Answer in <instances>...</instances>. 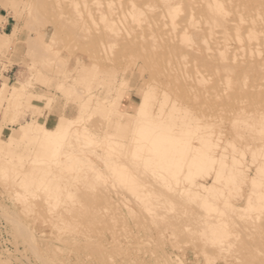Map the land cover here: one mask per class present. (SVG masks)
<instances>
[{"label": "rangeland", "instance_id": "1", "mask_svg": "<svg viewBox=\"0 0 264 264\" xmlns=\"http://www.w3.org/2000/svg\"><path fill=\"white\" fill-rule=\"evenodd\" d=\"M66 1L67 0H0V31L7 32L5 34H2V36H0V264H7V263L8 264H168V263L169 264H195V263L196 264H224V263L225 264L226 263L227 264L229 263L230 264H235V263L244 264L247 262H248L247 264H264V231H263L264 230V207H262L264 206L262 205V203L264 204V200H263L264 199V195H263L264 194V190H263L264 189V176L261 175V173L259 172L257 173V171H259V167H262V165H264L263 164L264 163L263 162L264 161V148H263L264 147V133H263L264 125H262L264 124V94H263L264 88H261V86L259 87L258 85L257 86L259 87V89L257 88L256 84H259V81L254 82L255 80H257V78L254 80L252 77V73L249 70L245 72L247 73L246 74L247 78H245L246 80L243 79L245 83L243 82L242 78H240L238 75L236 79V74H235L234 75L235 77L232 76L230 78V81H229L230 85H229L228 83L229 79L223 78L225 77L223 73L221 75V76L224 75L223 77L221 78L218 77L221 71L223 70H221V66H220L221 64L218 65L219 67L218 69V67L216 66L218 61L216 59L215 61H213L214 60L213 57H212V64L215 65L217 69L215 67L211 69V67H213L211 66V63H210L211 61H208L209 63L208 62H205V64L203 63L204 65L200 64L202 67L198 65L196 67V63L198 64V62H200V60H197L198 58L196 57V54H195L199 50V49L198 50L196 49L197 43L194 40H192L193 42H189L190 44L188 43L185 44L186 42L183 41L185 37L184 35H186L184 33H188L190 29L184 32L185 30L182 27H180L181 23L179 21L176 24H174V30L173 28L172 29L170 28L172 30L171 31L169 29L170 26H168L170 25V22L168 21L170 20L171 17L169 16L168 18V15H167V12L169 11V8L171 6L179 7L180 9L178 8L177 13L182 12L181 14H183V11H186L185 7H192L191 5L196 3V15H195L197 16L196 21L198 20L197 18L202 15V13L208 12L209 10H211V8L214 5L216 6L217 4H218L217 5L218 7L219 6H223V7L226 6L229 8L232 7L229 9V11H225L227 14L229 13L230 15L232 12H234L236 16L239 13V15L241 14L243 17H246L250 11V14H251V15L249 14L250 16L252 15L254 16L253 14L254 12L258 13L259 14L258 16H260V14L264 12L263 11L264 9L263 8L261 9V7L264 6V0H126V1L125 0H100V1L97 0L98 2H100L99 7H98L99 4H97L98 2L96 0H92V1L91 0H78V1L74 0L76 1L75 4L74 3L71 4L70 0H68V2ZM127 1H130V2H127ZM255 8L261 9L262 12H260L258 9L255 10ZM100 9L102 12L99 11V13H97V11ZM124 11L125 12L129 11V12L125 13ZM199 13L201 14L199 15ZM104 14L108 15L110 19L108 17L106 18ZM234 14H232L231 16L236 17ZM110 15H112V17ZM113 17L114 18L116 17V18L114 19ZM174 17L175 16H173L172 18ZM257 17L255 16L256 20L253 17L255 21H253V19L252 21L255 24L258 23V25L259 24L261 25V23L257 21ZM236 18H238V16ZM262 18H260V21L264 20V17ZM7 19H9V24L7 25V28H3L2 23H4ZM174 19L177 21V19H179V16L177 17V19L176 18ZM197 23H199L200 25V21ZM262 24L264 23L262 22ZM254 27L252 26L251 28H254ZM256 27H257V30H260L258 29L259 28L258 26ZM2 28L3 30H1ZM179 28L183 30L181 31ZM177 29L179 30L177 31ZM170 31L172 32L171 36H170ZM176 32H179V33H176ZM179 35L180 36L182 35L184 37L181 36L180 38ZM166 36H168L169 38ZM193 38L196 39L195 37ZM180 41L181 42L183 41V42L181 43ZM166 44L168 45L167 46L168 49L165 46ZM180 52L184 53L185 55L181 54ZM175 63L177 64L176 66H175ZM209 66L210 68H208ZM198 67L204 70L203 71L197 70ZM182 68L184 70L183 74H182ZM206 68L208 70L211 69L210 71L214 72L213 73L214 75L210 73L209 71H208V74L210 73V75L208 76L205 75L204 73H205V70H207ZM163 70L165 71L164 73H163ZM215 70L218 71V74H217L218 76L215 74ZM197 71L200 73L203 72L202 75L204 77H208V79L207 78L204 80L202 79L201 81L202 84L200 85L201 83L200 82L198 86H196L197 85L196 80H195L196 76L194 77ZM248 71L250 72V75ZM238 74L240 73L238 72ZM190 75H191V78H190ZM248 75L251 76L252 81ZM192 76L194 79L192 78ZM214 78L215 79L217 78L218 80L217 79L215 80ZM172 79H174V81ZM177 80L179 82L178 85H177ZM222 80H226V83H223V85L220 84L222 83ZM214 82H217V83L215 84ZM173 84L176 86H174ZM191 84H192V87L190 88ZM214 84L215 85L218 84L219 86L217 85L215 88ZM243 84L245 86H243ZM262 84L263 83H261V85ZM207 85H211L210 86L211 88L205 87ZM173 86L174 88L171 92L170 87L172 89ZM187 86H189L188 88L190 90L187 88ZM225 86L228 88L226 89ZM248 86H250V88ZM178 87L181 89H178ZM193 87H195L196 89ZM219 87L221 90H219ZM251 87L253 89H251ZM262 87L264 86L262 85ZM199 88H201L202 90ZM217 88H218V91L220 92L217 91ZM246 88L247 89L249 88V89L247 90ZM211 89L213 90V92ZM229 89H230V92L227 93ZM199 90H200V93H199ZM222 90L223 92H221ZM209 91H211L212 94ZM246 91H249L250 94H248ZM190 92H192L193 96L194 95L195 96L194 97L190 96L191 94ZM204 92H205V95H203ZM254 92L255 94H253ZM185 93H186L185 95L186 97L184 96ZM226 93L228 94V96ZM201 95L203 96L202 98H201ZM241 95L242 97H240ZM260 99H262L263 101H261ZM144 100H146L147 102L148 101L151 102V106L149 107H151V113L154 114L155 116L154 118L156 119L160 118L159 120H163L167 122L170 119L169 122L173 123L174 125L171 123H167V124H170L173 126V128L175 129L174 133L178 134V131H179L178 129L182 128L183 125H186L187 122L190 123L191 121H194L195 124L191 122V125H193V127L196 128V125L198 124L195 121H198V119H196L198 117L203 119L201 120L199 118L201 121L200 120L198 121L199 123L198 127L204 121L205 123L207 122L208 124L213 123L211 124L212 126L209 124V127H208L209 132L207 130L208 125L206 124L205 125L203 124V126L201 125L202 127L205 126L206 128L205 127L202 128L204 129V131L201 128H198V130L201 131V132L198 131V134L200 135L202 134V132H204V135L205 134H206L205 136L209 135L211 140L215 143L214 155L217 158V161L215 162L216 163L215 167L217 168H215V170H213L210 173V175L206 176L204 179V182H207V183L214 181L213 189L217 197L214 196L216 199L214 198L211 201L210 195L209 196L207 195L209 191H207L208 189H206L207 191L206 198L210 200L209 202H211L212 206H215L214 207L215 209L213 207H210L211 205L209 204L206 198H205V201L203 202L204 199L202 198V195L204 197L205 191L201 190L200 189L201 187L200 188L196 187L198 186L196 184H195L196 186H194L193 184L192 186L188 182L186 181L183 182L182 180L181 182H179L180 181L179 175L181 174L178 175L177 180L175 178L168 176V179L170 180V185L169 186H167V184L165 185L166 183L165 181L167 180V179L165 180V178L167 177L164 176V173L166 174V172L162 171L161 173L163 175L162 177L159 178V176L161 175L160 172L158 171L152 172V170L148 167L150 164L153 163V160L151 161L147 154H144L143 156L142 155L143 152L142 154L138 152L139 150H138L137 145H136L137 148L134 151V147H135L134 140H132L133 138L131 137H132V134H134L133 128H135V126L134 127L132 126L133 124L134 125L137 124L135 117L137 116L138 109L141 107L140 103ZM201 100L203 102V103L201 102L202 104L199 103ZM221 100H223L224 102ZM231 100H232L231 105L230 106L227 105V104H230ZM247 100H250V101L248 102ZM257 102H259L261 104L260 106L262 107H260L259 103L257 104ZM145 103H146L145 101L144 103H141L142 107H143V104L145 105ZM205 103L208 106L205 105ZM215 103H217V105ZM219 103H221V105ZM248 103L251 105H249ZM209 104L210 105L212 104L210 106V109H209ZM213 104H215L216 106ZM147 105H150V104L148 103ZM218 106H223V107H218ZM189 107H192L193 109L190 108L191 109L190 110ZM238 107H240V109H242L243 111H241L240 109H236ZM180 108L181 109L183 108V109L181 110ZM195 108L198 109L197 113H196ZM229 108H231L232 112ZM228 109L230 110V113ZM251 109L254 111L251 112ZM199 111L201 112V114H198L200 113ZM233 111L234 112L236 111L235 112L236 115L234 114ZM202 112H203V117H202ZM238 112H241V115ZM244 113H246V117ZM162 114H163V117L161 116ZM181 114L182 116L180 117ZM206 114H209V115H208V118L205 119V117H207L205 116ZM217 116H220V117L217 118ZM232 116L234 117L236 121L232 118ZM215 118L217 119L215 120ZM237 118H241L242 120L241 119L237 120ZM248 118H250L251 120H249ZM67 119H69V121ZM245 119L247 120L248 123H246ZM259 119H261L260 122H257L259 121ZM66 120L68 122H66ZM172 120L174 122H172ZM27 122H30L32 125L28 126ZM242 122L245 125L250 124L251 126L248 125L245 127V125ZM255 122L258 123L257 125H259L260 123V125L257 126ZM44 124L49 127L47 131H45ZM63 124L67 125V134L64 137L63 145L61 146V149H60V152L61 151L62 152L58 157V162L55 163V161L52 160L53 155L51 153V149L53 145H52L51 140L58 136L60 127ZM164 124H166V122ZM176 127L177 128L180 127V128L177 129ZM254 130L255 131L257 130V131L255 132ZM241 133H243L244 135ZM120 134L122 136H120ZM199 135H196V138ZM246 136H248L249 138L247 139ZM261 136H262V139H260ZM252 138H253V141L251 140ZM235 140L238 142H236ZM192 141L196 146L200 145L198 138L193 139ZM129 144H131V146H129ZM229 145H230V148H229ZM110 148L112 149L111 151H110ZM235 148H236V152H235ZM116 149H119V150H116ZM136 150L138 151L136 152ZM133 151L136 153L134 154ZM114 152H116V154L117 153L119 154L116 155ZM34 153L36 154V157H38L40 161L33 160L35 156ZM111 153L112 155H115V156H112ZM138 153H140L143 157L145 156L146 157L142 159V156L140 154L138 155ZM126 154H129L130 159L131 158L133 159L130 160L129 156H127ZM116 156L118 157L117 159H116ZM136 156H141L140 159L141 160L146 159V162L145 160L139 161L140 159H137L138 157L136 158ZM70 157L71 159L73 157L74 158L71 160ZM78 157H79V161H78ZM232 157H236L241 162L240 163L241 165L238 164L239 167L237 163H235ZM66 158L68 161L66 160ZM61 159L62 161L59 162V160ZM223 159L225 161H223ZM87 161H89V163ZM102 161H106V162L108 161V163L105 164V162H102ZM126 162L128 164V167L126 166L127 165ZM136 162L138 165L136 164ZM260 162L261 163L263 162L261 166H259ZM146 163H150V164H147L148 166H146L145 165ZM84 164H86V166H84ZM115 164L123 168V170L119 167L115 168L116 166ZM72 165H73L74 170H72L71 168ZM81 165L84 166L82 167L83 168L82 170L79 167ZM104 165L106 166V168ZM123 165L125 166V168ZM130 165L132 167L135 165L133 167L134 170L131 168ZM91 166L95 168H92ZM139 166H143V167H139ZM222 166L226 167L227 170H225L226 168L224 167L223 169ZM229 166L232 168L236 166L239 169H242V173H243V169L247 168L248 176L251 175L252 177H254V180L257 179V181L260 180L261 183H263V187H262V184H259V185L254 184V182L251 181L253 179H250V178L244 181L242 180L243 183H241V179H244L243 176H240L241 171L238 174L239 169L236 170L235 169L236 167H234V171H237L235 176L237 175L241 178L239 179V177L237 178L234 176V178L230 177V179H234V181L238 180L239 183L241 184H239L238 181L236 183L234 181H231L230 186H233L232 182L233 184L235 183V186H236V187L233 186L234 188L232 187L233 190H231V187L229 186L230 183L229 184L226 183L227 184L226 186L224 184V181H221L222 178L221 177L219 178V175H220V176H223V179H224V174H223L224 172L228 175ZM256 167L258 170L256 169ZM79 168H80V171L75 172V170H79ZM135 168L136 170L137 168H139L140 170H138L137 172ZM142 168H145V169L142 170ZM222 169L225 171L220 172L222 171ZM231 169H230V172H234V171H231ZM127 170H129L130 172ZM149 170L151 171V173ZM90 171L91 173L92 172L95 173L94 176H93V173L92 174L90 173ZM113 171L116 173L115 176H114L115 173ZM139 171L142 173H145L146 175L150 173L149 175L154 176V179L156 177L157 181L160 180V184L162 183L161 181H163L164 179V182H165L164 185L162 184L160 185L159 183L157 185L151 184L153 183L152 182L153 177L151 176L149 178V175L147 177L145 176V174H142ZM127 172L129 174L128 177H126ZM89 173L91 177H89ZM152 173H156L158 175L156 176V175H153ZM109 174L112 177H110ZM119 174L120 175L124 174L122 176L123 178H121ZM134 174H138V175H136L135 177ZM232 174L234 175V173H231V174L229 173V176ZM47 175H49L50 177ZM69 175L70 176L73 175L74 178L70 177ZM167 175L168 173L166 174V176ZM35 176H37L38 178ZM79 176L80 178H78L79 179L78 180L77 177ZM82 176L84 178L87 177L86 181L88 182L90 180V182L86 183L85 179L81 178ZM119 176L121 180L123 179V181L120 180ZM137 176H139V178ZM216 176H218L217 181H215ZM255 176H258V177L256 178ZM259 176L262 177L263 179H261ZM34 177L36 180H34ZM68 177H70L71 179ZM141 177H143V179ZM226 177L227 176L225 175V178ZM170 178H172L173 180H171ZM196 178L197 180H203V178H199V177H196ZM43 179H46V181L44 180L45 183ZM59 179L61 181H59ZM81 179L83 182L82 183L80 182L79 184V181H81ZM139 179H141L142 181ZM174 180L175 182L179 180L178 181L179 183L177 184H181L179 185L180 191L177 190L179 189L178 186L176 184L174 185L175 182L171 185V182ZM47 181L49 182L48 186L45 187L44 185L43 186L39 185V184H47L48 183ZM92 181H95V182L92 183ZM18 182H20L22 186L18 185L20 184ZM22 182H24V184ZM55 182L56 183L58 182V183L56 184ZM106 182L108 184H106ZM216 182H219V183H216ZM249 182L251 183L252 186L250 185ZM85 183L89 185L87 186ZM96 183H99V184H96ZM135 183L137 184L136 186H135ZM141 183H143L142 186H141ZM92 184L93 186H91ZM222 184L225 186L223 187ZM58 185H59L58 189H55L57 188ZM170 186H172L173 189H171ZM238 186L239 188H237ZM38 187H41L42 189ZM160 187L162 191H158L161 193V194L158 193L159 196L162 195V196L167 197L168 195L171 194L175 199L173 201H176V203L175 202L173 203L175 204L173 206H175V208L181 214H182L183 208L185 207H183V205L182 206L177 205V203H181V204L187 203L189 207L190 202H191L190 199H192V197L194 196H197L198 194L195 192L194 194L196 195H194L193 192L194 191L199 192L197 197H200V193L201 194L203 193L201 195V198L194 197V201L195 203H197L196 206L200 208V205L198 204V202L200 203L202 201L201 202L202 205H204V203L206 202L207 205L205 203V206H203L205 207V209H200V210L203 211L208 208L207 210L210 209L211 211L206 210L203 213H201L200 210H197L198 209L197 207H193V205L191 204L189 208L194 209V210L191 211L188 207H186V209H189V210H186V213L190 212V215H192V219H195L196 217L195 218L193 217L198 216L197 213L198 214L200 213L199 215L201 216V214L204 215L206 212V218L207 217L209 218L207 220L211 219L210 221L212 223L211 222L208 223L206 221V218H203L205 217V215L201 217H197V218H200L199 219L200 221H198V219L196 221L198 224L194 222V224L196 223L195 225L197 226L195 225L192 226L193 220L192 221L189 220L190 223L189 221L186 223V220H184L183 218L182 220L185 221L186 223V224L184 223L185 226H187V224L188 225L192 224L191 228L193 229V227L198 228L200 225L201 226L202 224L204 225L203 221L201 222V218L205 219L207 224H210L211 228H209L210 226H207V224H205L204 228L199 227L200 228L199 230L202 231L203 234H206L205 233L206 227H208L207 230L209 232L207 231L206 235L211 236L214 239L212 240L210 239V237L206 235L205 237H208V238H206V240L205 238L202 239L201 235L203 234L199 230H197L199 232L196 231V234L198 236L196 234L194 235L196 236L194 237L195 239L194 238L188 239L192 231L190 233L188 232L189 233L188 236H187V233L186 235L185 234L182 235L184 231L183 230L184 225L181 222V217H179L180 219L178 218L177 220V222L181 223L179 228H177L176 226H178L180 223L177 224V222L174 220L173 221L176 222L177 225L175 226L174 225L175 223H172L175 227L168 228V226L170 227L172 224L171 223H170L171 225L168 224L170 222L168 221L169 219L166 220L167 218H170V217L167 216V218H164V216H166L167 214L163 213L164 221L166 220V223L168 221L167 226L166 224H164L165 222L163 221L162 218L161 219L163 222H161L160 214L159 215L157 214V213H161V211L156 212L157 211L156 209L160 208L161 206L160 204L162 203L164 204V202L160 203L158 199L156 200V198L159 197L157 196V190L160 189ZM162 187L163 189H166L165 192H167V190H170L169 191L170 193L168 192L169 193L168 195L167 194L164 195L165 192H163ZM182 187L187 188V189L190 188L191 191L193 190V192H191L192 193L191 198L189 197L191 196V194L188 192L187 196L189 198V202H187L188 200L187 196L184 195L186 193L184 189H183V192L185 193L183 194L181 193L182 195L180 194V192H182ZM151 188H153V190L155 189L156 190L153 191ZM46 189L47 190L50 189V192L52 191L54 192V194L51 192L52 193L51 195V193L48 192ZM175 189H176V193L177 191L179 193L176 196L174 194L175 192H173ZM190 189H188V191ZM213 189L212 188L211 190L209 189L210 192L212 191L211 194L213 193ZM235 189L236 190L239 189L237 193L240 192V193L246 194L250 191L254 193V194L251 193L252 195L248 196L249 199H251L250 196H254V195L256 196L257 194H258V198L262 195L260 198H263V199L258 200L257 196L254 198L252 197L254 199V202H252L253 204L251 205V202H249L248 199L244 200V198L240 197L239 195H237V197H233L234 195L237 194ZM254 189H256V193L258 191L259 192L256 194ZM220 190H221V193L219 192ZM46 191H47V194L50 193V196L49 194L46 195ZM148 191H150V194ZM152 191L153 193L154 192L156 193V194L155 193L152 194L156 198H153V196L151 195ZM218 192L220 193V195L223 194L222 195L223 197L218 195ZM145 193L146 194L148 193L146 197H144L146 195ZM172 196L170 197L172 198ZM225 196L227 197L226 199L223 200ZM56 197H59V198H56ZM149 197L154 199L153 201L157 203L154 209L157 206H159V208L157 207L155 211L154 209H152L153 207L152 208L147 207V206H152L153 204H155L152 200L150 201ZM170 197L169 199H171ZM184 197L187 198L186 201H184ZM63 198L65 200L62 201ZM160 198L162 199L161 196L159 197V199ZM143 199L145 200V202ZM181 199L183 200L181 201ZM200 199H203V200H200ZM164 200L165 199H163V201ZM256 200H258V202L260 203L259 204L260 206L262 205L261 206L262 209L256 205L258 203ZM225 201L226 203H224ZM260 201H262V203ZM245 203L247 204L245 205ZM229 205L232 208L234 207V205L235 207L232 209ZM244 205L247 207L252 206L251 207L252 211L250 208H247L248 210L244 209L246 208ZM96 206L98 207L100 206L101 209L100 207L99 209L101 211H98L99 209L96 211ZM162 206L166 207L165 210L161 207L165 212H169L170 210L169 207H171L169 206V204H168V208L166 205L165 206L162 205ZM236 206H239V207H236ZM83 207L84 209L85 208L87 209L88 211L87 213H89V215L91 214L90 212L95 211L96 214H98V216H96V214L94 213L89 216L85 212L86 209L84 210ZM127 207H130L131 210L130 208H127ZM65 208L67 209V211L69 210L68 211L69 214L68 213L65 214V212H67ZM106 208L107 210H105ZM108 208H110L112 211H110ZM70 209L72 213L70 212ZM73 209H76L78 211L76 212V210L74 211ZM82 209L84 210L85 213L82 212ZM148 209L153 210V212L148 211ZM166 209L168 211H166ZM59 210L60 211L63 210V211L60 212ZM113 210L114 211L116 210L115 212H118L117 213L118 215ZM128 210L130 211V213H128L129 212ZM38 211L40 212V214L38 213ZM102 211L104 212V214H101ZM106 212H107V215H105ZM113 212L115 213L114 214L115 216L112 214L111 215L113 216L114 219L116 218L115 219L116 222H114L110 214H109L110 216L108 215V213H113ZM178 212H175V213H178ZM76 213H80L77 216L80 215L79 216L80 219H84V222H82L83 220L79 221L80 219L79 220L77 219L79 217L76 216ZM152 213H154L153 216H152ZM171 213L174 214L173 212ZM258 213L260 215L259 218L256 215ZM41 214L43 216L39 217L38 215H41ZM55 214L56 216H54ZM64 214L69 215L70 217L72 214L73 218L69 217L70 219L68 218L69 221H67L66 219L67 216L66 218H64L65 216ZM83 214L85 215V218H83L82 216ZM86 214L88 216H86ZM155 214H157V216ZM181 214L178 213V215L182 216ZM131 215H133V218H131ZM135 215L136 217L141 218V219L139 220H137L138 218L134 219ZM248 215L250 218L248 217ZM254 215L257 216L255 217L256 220L254 219ZM121 216L123 220L121 219ZM50 217H51V220H53V217L54 218L56 217V218L53 221H50L49 220ZM74 217H77L75 218V221L74 220L71 221L72 219H74ZM118 217L120 218L118 219ZM176 217L178 216L175 215V218ZM189 217L187 218L190 219ZM91 218H92L93 224L95 222H98L99 224L93 225L92 222H90L91 224H89V220H91ZM96 218H100V220L98 219L97 221ZM150 219L151 221H154V222L156 221L155 225H153V222H151ZM221 219H223V221H220ZM147 220H149L150 222H148ZM225 220L227 222H225ZM62 221L64 224H62ZM122 221L124 222L122 223ZM119 222L122 224H120ZM52 223H54V225ZM66 223H68L69 226L68 224L66 225ZM86 223H88L89 225L87 226ZM103 223L107 224L108 226H106ZM113 223L115 224L113 225ZM117 224H119L120 227H118ZM137 224H140V225H137ZM216 224L218 225L219 230H217ZM221 224L225 226L226 230L225 229L223 230L224 227ZM60 225L62 229L59 228ZM62 225L64 226L62 227ZM95 225L99 230L95 227ZM163 225H165V231H163L164 230ZM66 226H68V228ZM70 226L75 229L70 228ZM139 226L142 228H139ZM144 226L146 227V230ZM234 226H236V228ZM107 227L109 228L107 229ZM158 227L162 228V230ZM180 227H182L183 231L181 230ZM213 227H214V230H213ZM77 228H79V230ZM93 228H95V230ZM110 228H111L110 231H112L113 229L115 230L117 229L116 230L117 232H115L114 234L113 232L115 230L112 232L108 231ZM147 228L148 230L149 229L150 230L148 231ZM174 228H177L176 230L180 229L179 231L175 230L177 234L172 233L173 231L171 232L169 231V229L174 230ZM187 228L189 229L188 226ZM68 229H71V230H68ZM90 229H92L93 231L92 230L90 231ZM127 229H129L130 231ZM204 229H205V232L203 231ZM65 230L67 231L66 233H69V231H73V232L69 233L70 234L69 235V234H65ZM82 230L83 231L85 230L84 233ZM147 231L150 232V234ZM214 231L215 233L216 232L217 233L219 232V233L215 234ZM228 231L230 234L228 233ZM156 232L158 234V235L156 234L157 237L155 236ZM178 232L179 233L181 232V234H179ZM242 232L244 235L242 234ZM170 233L173 234L172 237ZM220 233H221L220 236L222 237L219 236ZM116 235L118 236L116 237ZM132 235H134V237ZM161 235H163L164 237ZM180 235H182L186 239V240H182L184 244H182L180 241V239H183L182 236ZM246 235L247 237H245ZM68 236H71L72 239L69 238ZM96 236H98L99 238ZM110 236L113 239L112 238L110 239ZM191 237H193V235H191ZM199 237L203 243L200 240H198ZM238 237L241 240H239ZM223 238H224V241L226 239V241L231 244L228 243L227 245L226 241H225L226 243L223 242ZM159 239H161L162 241H160ZM230 239L232 241H230ZM236 239L237 241L235 242ZM158 240L161 242V244L160 242H158ZM171 240L173 241V243ZM189 240H191L192 242ZM204 240L207 242L211 240L210 242H208L209 247H208L207 242H206L207 245H205ZM199 241L200 243L198 244L197 242ZM95 246L96 248L94 250ZM97 248H99V250ZM208 250L209 252H207ZM100 251L101 253H99ZM97 252L99 254H97ZM207 253L209 255H207ZM101 254L102 256L100 257ZM245 254H247L248 256L247 255L245 256Z\"/></svg>", "mask_w": 264, "mask_h": 264}, {"label": "bare ground", "instance_id": "2", "mask_svg": "<svg viewBox=\"0 0 264 264\" xmlns=\"http://www.w3.org/2000/svg\"><path fill=\"white\" fill-rule=\"evenodd\" d=\"M74 0H70V3L71 4H75L76 3V1H74ZM78 1V0H77ZM92 1V0H91ZM97 1V0H96ZM100 1V0H99ZM126 1V0H125ZM66 2H68V0L66 1ZM98 2V1H97ZM96 2V3H97ZM102 2V1H101ZM127 2H130V1H127ZM103 3V2H102ZM101 3V4H102ZM194 3V2H193ZM192 3V4H193ZM69 4V3H68ZM97 4H99L98 5V7L100 6V2H98ZM127 4H129V3H127ZM77 5V4H76ZM89 5V4H88ZM218 5V4H217ZM213 6L212 8H211V10H209L208 12H206V13H202V15L201 16H199L201 13H199V17L197 18L198 20L196 21V17L197 16H195L196 15V3H194L193 5H191L192 7H185V9H186V11H183V14H181V13H177L178 12V8L179 7H177V6H171L170 8H169V11L167 12V15H168V18H169V16L171 17L170 18V20L168 21V22H170V25H168V26H170L169 27V29L171 28H173V30H174V24H176L177 22H179L180 21V23H181V26L180 27H182L185 31L184 32H186V30H189L190 29V31L188 32V33H184V34H186V35H184V34H182V35H184V36H182V37H184V42H186L185 44H190L189 42H193L192 40H194L197 44H196V49L198 50L197 51V53H195L196 54V57L198 58H196L197 60H200V62H198V64L196 63V67H197V65L198 66H201V65H204L205 64V62H208V61H211L210 63H211V66H213V67H211V69H213L214 67H215V65H213L212 64V57L214 58V60L213 61H215V59L219 62V64H218V62H217V67H218V65H220L221 66V70H223V71H221V73L219 74V76L217 75L218 74V71H216L215 70V74L218 76V77H223L224 75H225V77H223V78H226V79H229L228 80V83H229V81H230V78L232 77V76H234L235 74H236V79H237V75L240 77V78H242V80L243 79H245V78H247V73H245L247 70H249L251 73H252V77H253V79L255 80L256 78H257V80H255L254 82H256V81H259V84H256V86L258 85L259 87L261 86V88H264V87H262V85L264 86V30H262V29H264V27H263V25L264 24H262V22L264 23V20H262V21H260V18H262V17H264V12H262L261 11V9L263 8L264 9V6L263 7H261V9H258V8H255V10L256 9H258L260 12H262L261 14H260V16H258L259 14L258 13H255L254 11H252V12H254L253 14H254V16L252 15V16H250L251 14H250V11H249V13L247 14V16L246 17H243L241 14L239 15V13H238V18H236L237 16H236V14H234V12H232L231 13V15L232 14H234L236 17H234V16H231L229 13L227 14L225 11H229V9L230 8H232V7H223V6ZM95 6V5H94ZM126 6V5H125ZM187 6V5H186ZM90 7V6H89ZM93 7V6H92ZM255 7V6H254ZM253 7V8H254ZM259 7V6H258ZM91 8V7H90ZM96 8H97V6H96ZM252 8V9H253ZM99 9V8H98ZM180 9V8H179ZM184 9V10H185ZM96 10V9H95ZM117 10H119V9H117ZM92 11H93V9H92ZM99 11H101V9L100 10H98L97 11V13H99ZM120 11H122V10H120ZM264 11V10H263ZM102 12V11H101ZM125 12V11H124ZM129 12V11H128ZM128 12H125V13H128ZM257 12V11H256ZM94 13V12H93ZM114 13V12H113ZM118 13H119V11H118ZM237 13V12H236ZM117 14V13H116ZM115 14V15H116ZM121 14V13H120ZM178 14V15H177ZM250 14V15H249ZM98 15V14H97ZM105 15V14H104ZM244 15V14H243ZM249 15V16H248ZM106 16V18L108 17L109 18V16L108 15H105ZM111 17H112V15H110ZM117 16V15H116ZM133 16V15H132ZM173 16H175L174 18H176L177 19V17L179 16V19H177V21L174 19V18H172ZM177 16V17H176ZM255 16L257 17H260V18H258L257 17V21L259 22V23H261V25H262V27H261V25L259 26L258 25V23L257 24H255L253 21H255L256 20V18H255ZM180 17H181V19H180ZM250 17H252V18H250ZM253 17L255 18V20L253 19ZM114 18V17H113ZM116 18V17H115ZM114 18V19H115ZM132 18V17H131ZM166 18V17H165ZM104 19H105V17H104ZM110 19V18H109ZM252 19H253V21H252ZM263 19V18H262ZM176 21V22H175ZM200 21V25H199V23H197V22H199ZM166 22V21H165ZM196 23H197V25H196ZM254 23V24H253ZM179 24V23H178ZM253 24V25H252ZM142 25V24H141ZM254 27H256V26H258L259 28L258 29H260V30H257V27H256V29H255V27L254 28H251L252 26ZM137 26V25H136ZM143 26V25H142ZM179 26V25H178ZM250 26V27H249ZM163 27H165V26H163ZM167 27V26H166ZM142 28V27H141ZM170 29V30H171ZM180 29V28H179ZM179 29H177V31L179 30ZM182 29V30H183ZM166 30V29H165ZM181 30V29H180ZM181 30V31H182ZM172 31V30H171ZM170 31V36H171V34H172V32ZM174 32V31H173ZM164 33H165V31H164ZM176 33H179V32H176ZM183 33V32H182ZM192 35H194V36H192ZM175 36V35H174ZM180 36V35H179ZM181 36H180V38H181ZM166 37H168V36H166ZM193 37H195L196 39H194ZM164 38V37H163ZM169 38V37H168ZM172 38H173V36H172ZM185 38H186V40H185ZM167 39V38H166ZM168 40V39H167ZM179 40V39H178ZM181 40V39H180ZM182 41V42H183ZM171 42V41H170ZM181 42V41H180ZM181 42V43H182ZM165 43V42H164ZM170 44V43H169ZM191 44H193V43H191ZM195 44V43H194ZM184 45V44H183ZM166 46V48H167V44L165 45ZM177 46V45H176ZM178 47V46H177ZM183 47V46H182ZM168 49V48H167ZM171 49V48H170ZM172 49H173V47H172ZM171 49V50H172ZM176 49V48H175ZM166 50V49H165ZM184 51H186V50H184ZM183 52V51H182ZM168 53V52H167ZM171 53V52H170ZM173 53V52H172ZM178 53V52H177ZM181 53V52H180ZM188 53V52H187ZM166 54V53H165ZM181 54H184V53H181ZM180 54V55H181ZM193 54V53H192ZM172 55V54H171ZM174 55V54H173ZM185 55V54H184ZM190 55H191V53H190ZM175 56H176V54H175ZM187 56H188V54H187ZM172 57V56H171ZM170 57V58H171ZM181 57V56H180ZM193 57V56H192ZM173 58V57H172ZM183 58V57H182ZM168 59V58H167ZM171 60V59H170ZM181 60V59H180ZM184 60H186V59H184ZM194 60V59H193ZM192 60V61H193ZM167 61H169V60H167ZM191 62V61H190ZM221 62V63H220ZM168 63V62H167ZM194 63V62H193ZM204 63V64H203ZM209 63V62H208ZM208 63H206V64H208ZM172 64V63H171ZM188 64H189V62H188ZM187 64V65H188ZM201 64V65H200ZM215 64V63H214ZM177 64L175 63V66H176ZM206 66H208V65H206ZM165 67H167V66H165ZM193 67H194V65H193ZM202 67V66H201ZM217 67H215L216 69H217ZM199 68V67H198ZM197 68V70H201V71H203L202 70V68L200 69H198ZM208 68H210V66L208 67ZM165 69V68H164ZM207 69V68H206ZM211 69H207V70H205V75H210V73H214V72H211L210 70ZM218 69H219V67H218ZM170 70V69H169ZM171 71V70H170ZM183 68H182V74H183ZM186 71V70H185ZM190 71V70H189ZM194 71V70H193ZM208 71L210 72L209 74H208ZM214 71V70H213ZM248 71V73H249V75H250V72ZM165 71L163 70V73H164ZM180 72V71H179ZM238 72L241 74H238ZM202 73L203 72H196L195 74L196 75H194V77L196 78L195 80H196V86H198V84L202 81V79L204 80V79H208V77H204L203 75H202ZM207 73V74H206ZM222 73L224 74L223 76H221L222 75ZM186 74H187V72H186ZM190 74V73H189ZM166 75V74H165ZM214 75V74H213ZM248 75V76H249ZM180 76V75H179ZM189 76V75H188ZM202 76H203V78H202ZM168 77V76H167ZM172 77V76H171ZM187 77V76H186ZM211 77V76H210ZM217 77V78H218ZM235 77V76H234ZM238 77V78H239ZM250 78H251V76H249ZM173 78V77H172ZM190 78H191V75H190ZM192 78H193V76H192ZM216 78V79H217ZM239 78V79H240ZM194 79V78H193ZM215 79V78H214ZM215 79V80H216ZM166 80V79H165ZM173 81H174V79H172ZM189 80V79H188ZM195 80H194V82H195ZM218 80V79H217ZM220 80V79H219ZM241 80V81H242ZM246 80V79H245ZM260 80H262V81H260ZM172 81V82H173ZM182 81V80H181ZM185 81V80H184ZM187 81V80H186ZM208 81V80H207ZM212 81H213V79H212ZM225 81V82H224ZM251 81H252V78H251ZM157 82V81H156ZM219 82V81H218ZM233 82H235V81H233ZM243 82L245 83V81L243 80ZM253 82V83H254ZM158 83V82H157ZM178 80H177V85H178ZM186 83H188V82H186ZM215 84L217 83V82H214ZM220 83V82H219ZM218 83V84H219ZM223 83H226V80H222V83H220V84H222L223 85ZM232 83V82H231ZM238 83V82H237ZM236 83V84H237ZM241 83V82H240ZM249 83H251V82H249ZM258 83V82H257ZM261 83H263L262 85H261ZM202 84V82L200 83V85ZM209 84V83H208ZM214 84V85H215ZM217 84V85H218ZM219 84V85H220ZM242 84V83H241ZM174 85V84H173ZM183 85H184V83H183ZM217 85H215V88H216V86ZM218 85V86H219ZM229 85H230V83H229ZM249 85V84H248ZM174 86H176V85H174ZM174 86L172 87V89H171V87H170V90H171V92H172V90H173V88H174ZM211 85H207V86H205V87H208V88H211L210 87ZM227 86H228V84H227ZM235 86V85H234ZM240 86V85H239ZM242 86V85H241ZM243 86H245L244 84H243ZM242 86V87H243ZM255 86V85H254ZM257 86V88L259 89V87ZM181 87V86H180ZM189 86H187V88H188ZM192 87V84H191V86H190V88ZM204 87V88H205ZM226 87V86H225ZM230 87V86H229ZM247 87V86H246ZM249 88H250V86H248ZM253 87V86H252ZM251 87V89H253ZM169 88V87H168ZM193 88H195V87H193ZM192 88V89H193ZM202 88V87H201ZM201 88H199V89H201ZM213 88V87H212ZM228 87H226V89H227ZM233 88V87H232ZM245 88V87H244ZM248 88V89H249ZM260 88V89H261ZM178 89H181V88H179L178 87ZM185 89H186V87H185ZM189 89V88H188ZM196 89V88H195ZM195 89H194V91H195ZM231 89V88H230ZM230 89H229V91H227V93L228 92H230ZM235 89V88H234ZM238 89V88H237ZM247 89V88H246ZM247 89V90H248ZM255 89V88H254ZM176 90V89H175ZM190 90V89H189ZM202 90V89H201ZM210 90V89H209ZM212 90V89H211ZM219 90H221L220 89V87H219ZM236 90V89H235ZM257 90V89H256ZM256 90H254V91H256ZM204 91V90H203ZM202 91V92H203ZM217 91H218V88H217ZM237 91V90H236ZM242 91V90H241ZM176 92V91H175ZM185 92H186V90H185ZM210 93H211V91H209ZM212 92H213V90H212ZM218 92H220V91H218ZM221 92H223V90L221 91ZM233 92V91H232ZM248 94H250L249 93V91H246ZM252 92V91H251ZM260 92V91H259ZM262 92H263V90H262ZM165 93V92H164ZM188 93H189V91H188ZM191 94H192V92H190ZM199 93H200V90H199ZM226 93V94H227ZM235 93V92H234ZM240 93V92H239ZM257 93V92H256ZM181 94V93H180ZM190 94V96H193V94L191 95ZM212 94V93H211ZM231 94V93H230ZM247 94V95H248ZM253 94H255V92L253 93ZM252 94V95H253ZM259 94V93H258ZM262 94V93H261ZM263 94H264V92H263ZM186 95V93L184 94V96ZM199 95V94H198ZM203 95H205V92H204V94ZM207 95V94H206ZM208 95H209V93H208ZM221 95V94H220ZM224 95V94H223ZM222 95V96H223ZM239 95V94H238ZM243 95V94H242ZM242 95L240 96V97H242ZM245 95V94H244ZM12 96V95H11ZM175 96V95H174ZM178 96V95H177ZM177 96H176V98H177ZM195 96V95H194ZM193 96V97H194ZM211 96V95H210ZM214 96V95H213ZM227 96H228V94H227ZM263 96V95H262ZM186 97V96H185ZM203 96L201 95V98H202ZM220 97V96H219ZM234 97H235V95H234ZM252 97V96H251ZM256 97V96H255ZM197 98V97H196ZM195 98V99H196ZM205 98V97H204ZM214 98V97H213ZM225 98V97H224ZM185 99V98H184ZM192 99V98H191ZM190 99V100H191ZM248 99H250V98H248ZM173 100V99H172ZM183 100V99H182ZM206 100H208V99H206ZM212 100V99H211ZM242 100H243V98H242ZM261 101H263L262 99H260ZM144 101L146 102L145 103V105L143 104V107H142V104L141 103H144ZM144 101H142L141 103H140V108L139 107H137V108H139L138 109V111H137V116L135 117V120L137 121V124H133V126L132 127H134L135 126V128H133L134 129V134H132V137L131 138H133L132 140H134V151H135V149L138 147V150H136V152L138 151V152H140L141 154H142V152H143V156H144V154H147L148 156H149V158H150V160L152 161L153 160V163L152 164H150L151 163V161H150V163H146L145 165L146 166H148L147 164H150L148 167L152 170V172L154 171V172H156V171H158V172H160V176H159V178L160 177H162V171H164V172H166V174L168 173V175L166 176V174L164 173V176L165 177H167V178H165V182H164V179H163V181H161L162 183V185H164V183H165V185L167 184V186H169L170 185V180L168 179V176H170V177H172V178H175L176 180H177V178H178V175L179 174H181V175H179V179H180V181L179 182H181V180L184 182V181H186V182H188L189 184H193L194 186H196V185H198V186H196V187H201L200 189L201 190H204L203 192H204V197H203V193L201 194L200 193V197H197L198 196V194H199V192H197V191H194L193 192V190L191 191V189L190 188H188V189H190L189 191H188V189L187 188H184V187H182V192H180V194L182 193H185L184 195H188V192L191 194V196H189L190 198L192 197V193L191 192H193V194L196 192V193H198L197 194V196H194L195 198H201V195H202V198L204 199H200V200H203V202L205 201V198H206V194H207V191H209V193L207 194L208 196L210 195V200L212 201L215 197H217L216 196V194H215V192H214V181H212V182H204V179H205V177L206 176H209L210 175V173L213 171V170H215V168H217V167H215V162L217 161V158L215 157V155H214V146H215V143L211 140V138H210V136L208 135V136H205L204 135V132H202V134H198V128H204V127H202L203 126V124L205 125H208L207 126V130H208V127H209V124L206 122L205 123V121L203 122V123H201V127L199 126L198 127V125H199V123H198V121L201 119L200 117H198V118H196V119H198V121H195V122H197V124L198 125H196V128L195 127H193V125H191V122L193 123V124H195L194 123V121H191L190 123H188L187 122V124L186 125H183V127L182 128H180L181 127V125H180V127H178V128H180V129H178L177 127V129L179 130L178 131V134L177 133H174V128H173V126L172 125H170V124H167V123H171V122H169V120H168V122L167 121H163V120H159L160 118H154L155 116H154V114L153 113H151V107H149V106H151V102H147L146 100H144ZM185 101H187V100H185ZM184 101V102H185ZM193 101V100H192ZM210 101V100H209ZM221 101H223V100H221ZM236 101H237V99H236ZM248 102L250 101V100H247ZM253 101V100H252ZM191 102V101H190ZM199 102V101H198ZM198 102H196V103H198ZM202 102V100L199 102V103H201ZM205 102V101H204ZM214 102V101H213ZM212 102V103H213ZM224 102V101H223ZM228 102V101H227ZM240 102H242V101H240ZM150 104V105H147V104ZM173 103V102H172ZM193 103V102H192ZM195 103V102H194ZM203 103V102H202ZM201 103V104H202ZM211 103V102H210ZM218 103V102H217ZM217 103H215L216 105H217ZM222 103V102H221ZM221 103H219L220 105H221ZM231 103H232V100H231V102H230V104H227V103H225V104H227V105H231ZM259 102H257V104H258ZM263 103V102H262ZM185 104V103H184ZM200 104V105H201ZM215 104H213V105H215ZM239 104V103H238ZM237 104V105H238ZM249 104V103H248ZM255 104V103H254ZM253 104V105H254ZM147 105V106H146ZM186 105V104H185ZM204 105V104H203ZM205 105H207L206 103H205ZM212 105V104H211ZM210 104H209V109H210V106H211ZM215 105V106H216ZM233 105V104H232ZM235 105V104H234ZM244 105V104H243ZM249 105H251V104H249ZM261 104L259 103V106H260ZM146 106V107H145ZM182 106V105H181ZM208 106V105H207ZM224 106V105H223ZM223 106H218V107H223ZM236 106V105H235ZM258 106V107H259ZM187 107V106H186ZM201 107H203V106H201ZM200 107V108H201ZM228 107V106H227ZM227 107H226V109H227ZM260 107H262V106H260ZM183 108H184V106H183ZM182 108V109H183ZM190 108H192V107H189V109ZM197 108V107H196ZM195 108V109H196ZM217 108V107H216ZM243 108H244V106H243ZM112 109H114V108H112ZM181 109V108H180ZM181 109V110H182ZM193 109V108H192ZM206 109V108H205ZM204 109V110H205ZM208 109V108H207ZM230 110H231V108H229ZM228 109V111H229V113H230V110ZM236 109H240V107H238V108H236ZM260 109V108H259ZM261 109H263V108H261ZM191 110V109H190ZM197 110L198 109H196V113H197ZM224 110V109H223ZM241 111H243L242 109H240ZM210 111V110H209ZM215 111H217V110H215ZM221 111V110H220ZM227 111V110H226ZM237 111V110H236ZM235 111V112H236ZM252 111H254V110H252L251 109V112ZM260 111V110H259ZM188 112V111H187ZM200 112V111H199ZM203 112H205V111H203ZM203 112H202V117H203ZM211 112V111H210ZM231 112H232V110H231ZM234 112V111H233ZM235 112H234V114H235ZM250 112V111H249ZM263 112V111H262ZM261 112V113H262ZM161 113H163V112H161ZM160 113V114H161ZM205 113H207V112H205ZM209 113V112H208ZM217 113V112H216ZM220 113V112H219ZM227 113V112H226ZM240 115H241V112H238ZM153 114V115H152ZM159 114V113H158ZM187 114V113H186ZM198 114H201V112L200 113H198ZM198 114H196V115H198ZM210 114V113H209ZM209 114H206L205 116H207V117H205V119L206 118H208V115ZM228 114V113H227ZM243 114V113H242ZM245 114V117H246V113H244ZM247 114H248V112H247ZM250 114V113H249ZM215 115V114H214ZM222 115V114H221ZM220 115V116H221ZM236 115V114H235ZM240 115H238V116H240ZM257 115V114H256ZM260 115H262V114H260ZM162 117H163V114L161 115ZM182 116V114L180 115V117ZM189 116V115H188ZM199 116H201V115H199ZM220 116H217V118L218 117H220ZM225 116H227V115H225ZM171 117H172V115H171ZM186 117H187V115H186ZM196 117V116H195ZM194 117V118H195ZM231 117V116H230ZM229 117V118H230ZM182 118H184V117H182ZM188 118H190V117H188ZM192 118V117H191ZM200 118V119H199ZM217 118H215V120L217 119ZM223 118V117H222ZM232 118L234 119V117L232 116ZM235 118H236V116H235ZM251 118V117H250ZM250 118H248L249 120H251ZM257 118H258V116H257ZM134 119V118H133ZM172 119V118H171ZM176 119V118H175ZM174 119V120H175ZM179 119V118H178ZM238 119H241V118H237V120ZM247 119V118H246ZM245 119V121H246V123H248L247 122V120ZM253 119H254V117H253ZM68 121H69V119H67ZM66 120V122H68ZM134 120V121H135ZM184 120V119H183ZM189 120H191V119H189ZM188 120V121H189ZM193 120H195V119H193ZM201 120H203V119H201ZM200 120V121H201ZM208 120V119H207ZM219 120V119H218ZM217 120V121H218ZM222 120V119H221ZM235 120V119H234ZM242 120V119H241ZM260 120L261 119H259V121H257V122H260ZM177 121V120H176ZM182 121V120H181ZM185 121V120H184ZM187 121V120H186ZM214 121V120H213ZM228 121V120H227ZM231 121H233V120H231ZM236 121V120H235ZM240 121V120H239ZM244 121V122H245ZM255 121V120H254ZM166 122V124H164V123ZM172 122H174L173 120H172ZM180 122V121H179ZM28 123V124H27ZM26 124L28 125V126H31L32 124L30 123V122H27ZM30 123V124H29ZM184 123V122H183ZM182 123V124H183ZM217 123H219V122H217ZM230 123V122H229ZM235 123V122H234ZM238 123H240V122H238ZM243 123V122H242ZM251 123H252V121H251ZM254 123V122H253ZM256 123V122H255ZM43 124V123H42ZM171 124H173V123H171ZM179 124V123H178ZM211 124H213V123H211ZM210 124V125H211ZM244 124V123H243ZM258 123H256V125H257ZM174 125V124H173ZM215 125V124H214ZM245 125V124H244ZM248 125H250V124H248ZM247 124L245 125V127L246 126H248ZM259 125H260V123H259ZM259 125H257V126H259ZM262 125H264V124H262ZM261 125V126H262ZM176 126V125H175ZM212 126V125H211ZM239 126V125H238ZM251 126V125H250ZM255 126V125H254ZM218 127V126H217ZM232 127V126H231ZM237 127V126H236ZM256 127V126H255ZM264 127V126H263ZM44 128H45V131H47L48 130V126H46L45 124H44ZM206 128V127H205ZM230 128V127H229ZM241 128H242V126H241ZM259 128V127H258ZM219 129V128H218ZM233 129V128H232ZM203 131H204V129H202ZM246 130V129H245ZM259 130V129H258ZM263 130H264V128H263ZM220 131V130H219ZM233 131V130H232ZM242 131V130H241ZM255 131V130H254ZM257 131V130H256ZM255 131V132H256ZM260 131V130H259ZM132 132H133V130H132ZM199 132H201V131H199ZM208 132H209V130H208ZM208 132H206V133H208ZM235 132V131H234ZM239 132H240V130H239ZM254 132V133H255ZM230 133V132H229ZM264 133V132H263ZM66 134H67V125H62L61 127H60V130H59V134H58V136L56 137V138H54V139H52L51 141H52V149H51V153H52V155H53V158H52V160H54L55 161V163L56 162H58V157H59V155L61 154V152H60V149H61V146L63 145V140H64V137L66 136ZM241 134H243V133H241ZM248 134V133H247ZM252 134V133H251ZM259 134V133H258ZM261 134H262V132H261ZM260 134V135H261ZM196 135H199L197 138L199 139V142H200V145L199 146H196L194 143H193V139H197L196 138ZM211 135V134H210ZM231 135V134H230ZM233 135V134H232ZM244 135V134H243ZM249 135V134H248ZM253 135V134H252ZM120 136H122L121 134H120ZM234 136V135H233ZM232 137V136H231ZM236 137V136H235ZM247 137V139L249 138L248 136H246ZM259 137V136H258ZM223 138H224V136H223ZM245 138V137H244ZM234 139V138H233ZM236 139V138H235ZM241 139V138H240ZM246 139V138H245ZM257 139V138H256ZM259 139V138H258ZM260 139H262V136H261V138ZM252 141H253V138L251 139ZM255 140V139H254ZM197 141V140H196ZM236 141V140H235ZM250 141V140H249ZM257 141V140H256ZM198 142V141H197ZM232 142V141H231ZM236 142H238V141H236ZM244 142V141H243ZM242 142V143H243ZM258 142V141H257ZM117 144V143H116ZM251 144H252V142H251ZM111 145V144H110ZM136 145H137V147H136ZM234 145V144H233ZM238 145V144H237ZM129 146H131V144H129ZM128 146V147H129ZM218 146V145H217ZM253 146V145H252ZM116 147V146H115ZM133 147V146H132ZM257 147V146H256ZM229 148H230V145H229ZM238 148V147H237ZM240 148V147H239ZM264 148V147H263ZM114 149V148H113ZM108 150V149H107ZM112 149L110 148V151H111ZM116 150H119V149H116ZM129 150V149H128ZM231 150V149H230ZM245 150V149H244ZM89 151V150H88ZM115 151V150H114ZM133 151V153L135 154L136 152H134ZM239 151V150H238ZM260 151V150H259ZM262 151V150H261ZM83 152V151H82ZM113 152V151H112ZM127 152V151H126ZM235 152H236V148H235ZM115 154H116V152H114ZM128 153H130V152H128ZM140 153H138V155L140 154ZM231 153V152H230ZM117 154H119V153H117ZM116 154V155H117ZM133 154V155H134ZM140 154V155H141ZM34 158H33V160L34 161H40L39 159H38V157H36V154L34 153ZM111 155H112V153H111ZM127 156H129V154H126ZM131 155V154H130ZM137 155V154H136ZM141 155V156H142ZM217 155V154H216ZM253 155H254V153H253ZM255 155H257V154H255ZM259 155V154H258ZM112 156H115V155H112ZM119 156V155H118ZM127 156H126V158H127ZM141 156H136V158L137 159H140V157ZM142 156V159L143 158H145V157H143ZM133 157V156H132ZM224 157V156H223ZM259 157V156H258ZM261 157V156H260ZM74 158V157H73ZM72 158V159H73ZM111 158V157H110ZM118 157L116 156V159H117ZM220 158V157H219ZM233 158V160L235 161V163H237V165L238 164H240L241 162L236 158V157H232ZM242 158V157H241ZM253 158H254V156H253ZM69 159V158H68ZM70 159H71V157H70ZM69 159V160H70ZM71 159V160H72ZM81 159V158H80ZM109 159V158H108ZM129 159H130V156H129ZM131 159H133V158H131ZM130 159V160H131ZM66 160H67V158H66ZM82 160V159H81ZM87 160V159H86ZM125 160V159H124ZM145 160V162H146V159H144ZM144 160H139V161H144ZM219 160V159H218ZM262 160V159H261ZM60 161H62V159L61 160H59V162ZM68 161V160H67ZM78 161H79V157H78ZM83 161V160H82ZM82 161H80V162H82ZM110 161V160H109ZM116 161H118V160H116ZM123 161V160H122ZM129 161V160H128ZM135 161H136V159H135ZM223 161H225L224 159H223ZM253 161H255V160H253ZM88 163H89V161H87ZM102 162H105V164L106 163H108V161L106 162V161H102ZM113 162H114V160H113ZM149 162V161H148ZM264 162V161H263ZM262 162V163H263ZM66 163V162H65ZM70 163V162H69ZM74 163V162H73ZM83 163H85V162H83ZM112 163V162H111ZM120 163H122V162H120ZM119 163V164H120ZM129 163V162H128ZM131 163H133V162H131ZM130 163V164H131ZM140 163V162H139ZM218 163V162H217ZM253 163V162H252ZM258 163V162H257ZM261 162H260V164H259V166H261V164H262ZM78 164V163H77ZM87 164V163H86ZM86 164H84V166H86ZM113 164V163H112ZM123 164H125V163H123ZM126 164H127V162H126ZM136 164H137V162H136ZM219 164V163H218ZM229 164V163H228ZM264 164V163H263ZM80 165V164H79ZM83 165V164H82ZM79 166L80 168H81V170L83 169L82 167H84V166ZM88 165V164H87ZM92 165V164H91ZM116 165V164H115ZM138 165V164H137ZM141 165V164H140ZM223 165V164H222ZM226 165V164H225ZM233 165H234V163H233ZM236 165V164H235ZM241 165V164H240ZM59 166V165H58ZM63 166V165H62ZM61 166V167H62ZM95 166V165H94ZM105 166V165H104ZM112 166H114V165H112ZM121 166V165H120ZM124 166V165H123ZM127 167H128V164L126 165ZM131 166V165H130ZM135 166V165H134ZM133 166V167H134ZM230 166H231V164H230ZM229 166V168L231 169L232 167H230ZM245 166V165H244ZM55 167V166H54ZM57 167V166H56ZM61 167H59V168H61ZM78 167V166H77ZM92 168H95V167H93V166H91ZM97 167V166H96ZM109 167V166H108ZM116 167H119V166H115V168ZM133 167L131 166V168L133 169ZM139 167H143V166H139ZM224 166H222V168H223ZM234 167H236V166H234ZM234 167L231 169V171H234ZM238 167H239V165H238ZM238 167H236L235 169L236 170H238L239 168ZM257 167H258V165H257ZM257 167H256V169H257ZM72 170H74L73 169V165H72ZM80 168H79V170H75V172L76 171H80ZM86 168V167H85ZM89 168V167H88ZM105 168H106V166H105ZM112 168V167H111ZM119 168H121V167H119ZM124 168H125V166H124ZM224 168H226V167H224ZM223 168V169H224ZM228 168V170H229V172H228V175L224 172L225 170H227V168L225 169V170H223L222 169V171H220V172H224L223 174H224V179H223V176H220L219 175V178L221 177L222 178V180L221 181H224V184L227 186V184L226 183H230L229 184V186L231 185V181H234V179H230V177L232 178H234V176H235V174L237 173V171H234V172H230V169ZM242 168V167H241ZM246 168V167H245ZM63 169V168H62ZM69 169V168H68ZM91 169V168H90ZM89 169V170H90ZM108 169H110V168H108ZM122 170H123V168H121ZM127 169V168H126ZM125 169V170H126ZM143 169H145V168H142V170ZM219 169H220V167H219ZM64 170H66V169H64ZM88 170V169H87ZM94 170V169H93ZM111 170H113V169H111ZM117 170H118V168H117ZM134 170V169H133ZM135 170H136V168H135ZM138 170H140L139 168H137V172H138ZM258 170V169H257ZM92 171V170H91ZM91 171H90V173H91ZM103 171V170H102ZM108 171V170H107ZM127 171H129V170H127ZM150 171V170H149ZM240 171H241V173H240ZM95 172V171H94ZM100 172V171H99ZM112 172V171H111ZM114 172V171H113ZM120 172V171H119ZM130 172V171H129ZM136 172V173H137ZM140 172V171H139ZM144 172H145V170H144ZM261 173V175H263L264 176V165H262V167H259V171H257V173ZM84 173V172H83ZM90 173H89V177H91L90 176ZM93 173V172H92ZM91 173V174H92ZM98 173V172H97ZM115 173V172H114ZM140 173H142V172H140ZM147 173H148V171H147ZM150 173H151V171H150ZM149 173V174H150ZM216 173V172H215ZM229 173L231 174V173H234V175L232 176V175H230L229 176ZM241 174L240 176H243V178L244 179H241V183H243L242 182V180L244 181V180H246V179H248V178H250V179H253L254 180V177H252L251 175L250 176H248V170H247V168L246 169H243V173H242V169H239L238 170V174ZM69 174V173H68ZM77 174V173H76ZM94 174L95 173H93V176H94ZM105 174V173H104ZM107 174H108V172H107ZM106 174V175H107ZM121 174V173H120ZM119 174V175H120ZM127 174V176L126 177H128V172L126 173ZM142 174H145V173H142ZM148 174V175H149ZM153 175H158V174H156V173H152ZM46 175V174H45ZM71 175V174H70ZM69 175V176H70ZM85 175H86V173H85ZM110 175V174H109ZM113 175V174H112ZM116 175V173L114 174V176ZM124 174H122V175H120L121 176V178H123L122 176H123ZM133 175V174H132ZM135 175V177H136V175H138V174H134ZM148 175H146L145 174V176H147L148 177ZM216 175V174H215ZM225 175L227 176L226 178H225ZM47 176H49V175H47ZM54 176V175H53ZM75 176V175H74ZM78 176V175H77ZM83 176H84V174H83ZM81 177L82 179H85V182L86 183H88V182H90V180L87 182L86 181V178H84V177ZM96 176H97V174H96ZM120 176H119V178H120ZM152 175H149V178L151 177ZM213 176H214V174H213ZM35 177H37V176H35ZM35 177H34V180H36L35 179ZM50 177V176H49ZM52 177V176H51ZM70 177H73V175L72 176H70ZM70 177H68V178H70ZM88 177V178H89ZM102 177V176H101ZM100 177V178H101ZM110 177H112L111 175H110ZM138 178H139V176H137ZM153 177V183H151V184H160V180L159 181H157V179H156V177H155V179H154V176H152ZM196 177H199V178H203V180H197V178ZM217 177L218 176H216L215 178H216V180L215 181H217L218 179H217ZM235 177H239V176H235ZM256 178L258 177V176H255ZM260 177V176H259ZM30 178V177H29ZM38 178V177H37ZM41 178V177H40ZM74 178V177H73ZM78 178H80V176L79 177H77V179ZM114 178V177H113ZM116 178H118V177H116ZM121 178H120V180H121ZM124 178H125V176H124ZM142 179H143V177H141ZM146 178V177H145ZM172 178H170L171 180H173ZM195 178H196V180H195ZM241 177H239V179H240ZM261 179H263L262 177H260ZM47 179V178H46ZM46 179H43V181L45 180L46 181ZM48 179H50V178H48ZM71 179V178H70ZM76 179V180H77ZM82 179H81V181H79V184H80V182L82 183L83 181H82ZM92 179V178H91ZM98 179V178H97ZM104 179V178H103ZM131 179V178H130ZM79 180V179H78ZM96 180V179H95ZM114 180V179H113ZM125 180H127V179H125ZM139 180H141V179H139ZM147 180V179H146ZM150 180H152V179H150ZM156 182H155V181ZM211 180H212V178H211ZM226 180H227V182H226ZM253 180H251L252 182H254V184H256V185H259V184H262V187H263V183H261V181L260 180H258L257 181V179H255L254 181ZM38 181V180H37ZM45 181H44V183H45ZM53 181H54V179H53ZM55 181H57V180H55ZM59 181H61L60 179H59ZM98 181V180H97ZM102 181V180H101ZM117 181V180H116ZM119 181V180H118ZM121 181H123V179L121 180ZM142 181V180H141ZM175 182V180L174 181H172L171 182V185L174 183V185L176 184L177 186H178V188H179V185H181V184H177V183H179V182ZM196 181V182H195ZM238 181V180H237ZM237 181H234L235 183L237 182ZM263 181V180H262ZM16 182V181H15ZM25 182V181H24ZM24 182H22L23 184H24ZM31 182V181H30ZM30 182H28V183H30ZM48 182V181H47ZM65 182V181H64ZM93 182H95V181H92V183ZM256 182V183H255ZM18 183H20V182H18ZM56 183V182H55ZM54 183V184H55ZM58 183V182H57ZM56 183V184H57ZM74 183V182H73ZM85 183V184H86ZM114 183V182H113ZM120 183V182H119ZM123 183V182H122ZM134 183V182H133ZM146 183V182H145ZM148 183H150V182H148ZM216 183H219V182H216ZM235 183L233 184V182H232V185L233 186H235ZM238 183H239V181H238ZM237 183V184H238ZM241 183H239V184H241ZM250 183V182H249ZM258 183V184H257ZM33 184V183H32ZM36 184V183H35ZM38 184V183H37ZM67 184V183H66ZM96 184H99V183H96ZM96 184H95V186H96ZM105 184V183H104ZM106 184H108L107 182H106ZM117 184V183H116ZM115 184V185H116ZM142 184L143 183H141V186H142ZM160 184V185H161ZM188 184V185H189ZM196 184V185H195ZM221 184V183H220ZM253 184V183H252ZM18 185H21L22 186V184L20 183V184H18ZM39 185H44L45 187L46 186H48L49 185V182L47 183V184H39ZM63 185V184H62ZM84 185V184H83ZM87 185V184H86ZM89 185V184H88ZM87 185V186H88ZM119 185V184H118ZM137 184L135 183V186H136ZM188 185H187V187H188ZM190 185V186H191ZM192 185V186H193ZM223 185V184H222ZM225 185H223V187L225 186ZM250 185H251V183H250ZM55 186V185H54ZM85 186V185H84ZM91 186H93V184L91 185ZM123 186V185H122ZM140 186V185H139ZM150 186V185H149ZM233 186H230L231 187V190H233ZM240 186V185H239ZM239 186L237 187V188H239ZM252 186V185H251ZM261 186V185H260ZM58 187H59V185L57 186V188H55V189H58ZM61 187V186H60ZM90 187V186H89ZM127 187V186H126ZM148 187V186H147ZM156 187V186H155ZM175 187V186H174ZM233 187V188H232ZM236 187V186H235ZM258 187V186H257ZM261 187V188H262ZM38 188H40V189H42L41 187H38ZM149 188V187H148ZM147 188V189H148ZM158 188H159V186H158ZM165 188V187H164ZM169 188V187H168ZM170 188L171 189H173L172 188V186H170ZM169 188V189H170ZM211 188L213 189V195L211 194V192H210V190H211ZM219 188V187H218ZM217 188V189H218ZM227 188V187H226ZM259 188V187H258ZM257 188V189H258ZM130 189V188H129ZM152 190H153V188H151ZM150 189V190H151ZM162 189H163V187H162ZM183 189L185 190V192H183ZM206 189H208L207 191H206ZM210 189V190H209ZM220 189V188H219ZM228 189V188H227ZM230 189V188H229ZM248 189H250V188H248ZM263 189V188H262ZM39 190V189H38ZM45 190V189H44ZM47 190V189H46ZM137 190V189H136ZM156 190V189H155ZM155 190H153V191H155ZM178 191H180V188L179 189H177ZM187 190V191H186ZM200 190V191H201ZM239 189H235V191H236V193H237V191H238ZM264 190V189H263ZM262 190V191H263ZM48 192H50V189L49 190H47ZM47 191H46V195H48L49 194V196H50V193L52 192H50V193H48L47 194ZM98 191V190H97ZM140 191H141V189H140ZM147 191V190H146ZM145 191V192H146ZM153 191H152V193H151V195L152 194H154L153 193ZM158 191H162L161 190V187H160V189H158L157 190V196H159V194L158 193H160V192H158ZM166 191V189H163V192H165ZM170 190H167V192H165V194L164 195H168L170 192H169ZM172 191V190H171ZM178 191H177V193H176V189L173 191V192H175L174 194H175V196L176 195H178L179 193H178ZM226 191H228V190H226ZM235 191H233V192H235ZM250 191V190H249ZM254 191H255V193H256V189H254ZM253 191V192H254ZM42 192V191H41ZM64 192H65V190H64ZM114 192V191H113ZM143 192V191H142ZM149 192V194H150V191H148ZM169 192V193H168ZM220 193H221V190L219 191ZM218 192V195H220V193ZM248 192V191H247ZM259 192V191H258ZM257 192V193H258ZM53 194H54V192H52ZM52 193H51V195H52ZM141 193V192H140ZM217 193V192H216ZM235 193V194H236ZM239 193V194H238ZM236 195H234V193H233V197H237V195H239L240 197H242V198H244V200H247L248 199V201L249 202H251V205L253 204L252 202H254V197H256L257 196V198H258V194L255 196H250V198L251 199H253V200H251V199H249V195H252V194H254V193H252L251 191L250 192H248V193H246V194H243V193H240V192H238ZM252 193V194H251ZM262 193V192H261ZM58 194V193H57ZM73 194V193H72ZM71 194V195H72ZM138 194V193H137ZM146 194V193H145ZM148 194V193H147ZM147 194L144 196V197H146L147 196ZM156 194V193H155ZM161 194V193H160ZM173 194V193H172ZM173 194V195H174ZM181 194V195H182ZM215 194V195H214ZM56 195V194H55ZM180 195V196H181ZM194 195H196V194H194ZM223 195V194H222ZM222 195H220V196H222ZM264 195V194H263ZM58 196V195H57ZM132 196V195H131ZM136 196V195H135ZM153 196V195H152ZM162 197V199L160 198L159 199V197ZM158 198H156L155 196H153V198H156V200L158 199V201H160V203H162V202H164V204L162 203V204H160L161 206H160V208L162 207L164 210H165V208L166 207H163L162 205H166L167 206V208H168V204H169V206H171V207H169V212H165L162 208H161V210H160V208H159V206H157L159 209H156L157 211L156 212H159V211H161V213H157L158 215L160 214V220H161V222H163L164 221V218H167V216L168 217H170V218H172V219H170V218H167L166 220H168V221H170L169 223H168V221H167V223L168 224H172V223H175L174 225L176 226L178 223H180V222H177V220H178V218L179 217H181V222L183 223V230H182V227H180L181 228V230L183 231V233H182V235H186V233H187V236L189 235V233H190V235H189V237H188V239H190V238H194V237H196V236H194L195 234H196V231L197 230H199L200 228H204V226H205V224H207V222L209 223V222H211L210 220H207V219H209L208 217L206 218V212H205V217H203V218H206V221H205V219H202L201 218V222L203 221V223H204V225L202 224V226L200 225L197 229L196 228H194L193 227V229L191 228V225H188L187 224V226L189 227V229L187 228V226H185V224L189 221V220H193L192 222H193V225L192 226H194L197 222V219H198V221H200L199 219L200 218H197V217H201V216H204L203 214H201V216L197 213V215L198 216H194L193 218H195V219H192V215H190V212H187L186 213V210H189L190 208V205L192 204L193 205V207H197L196 209L197 210H200V209H205V207H203V206H205V203H204V205H202V201L199 203L198 202V200H197V202H198V204L200 205V208L198 207V206H196V204L197 203H195V201H194V197H192V199H190V201L192 202H190V205H189V207H188V205H187V203L185 204L184 202H182V203H184V204H181V203H177V205H180V206H182L183 205V207H185V208H183V211H182V214L180 213V212H178V210L175 208V206H173V205H175V204H173L174 202L176 203V201H173V200H175L174 199V197L170 194V195H168L167 197H165V196H162V195H160ZM170 196H172V198L170 197ZM185 196V197H186ZM213 196V197H212ZM215 196V197H214ZM227 196H229V195H227ZM227 196H225V198H223V200L224 199H226V197ZM232 196V195H231ZM260 196V195H259ZM262 196V195H261ZM260 196V197H261ZM48 197V196H47ZM169 197L172 199H169ZM184 197V201H186V199L188 198V196H187V198H185ZM223 197V196H222ZM248 197V198H247ZM253 197V198H252ZM258 198V200L259 199H263V198ZM54 198V197H53ZM56 198H59V197H56ZM55 198V199H56ZM62 198V197H61ZM104 198V197H103ZM109 198V197H108ZM135 198V197H134ZM150 198V197H149ZM179 198V197H178ZM221 198V197H220ZM111 199V198H110ZM163 199H165L164 201H163ZM166 199H168V200H166ZM180 199V198H179ZM207 199V198H206ZM216 199V198H215ZM256 199V198H255ZM53 200V199H52ZM57 200V199H56ZM59 200V199H58ZM63 200H65L64 198L62 199V201ZM104 200V199H103ZM113 200V199H112ZM131 200V199H130ZM132 200H133V198H132ZM141 200V199H140ZM140 200H139V202H140ZM144 200V199H143ZM149 200V199H148ZM153 201L154 199H152V198H150V201ZM171 202H170V201ZM183 199H181V201H182ZM194 202H193V201ZM209 199H207V201L209 202L210 201ZM251 200V201H250ZM258 200H256L257 202H258ZM264 200V199H263ZM55 201V200H54ZM60 201V200H59ZM142 201V200H141ZM219 201V200H218ZM228 201V200H227ZM247 201V202H248ZM144 202H145V200H144ZM154 202V201H153ZM152 202V203H153ZM187 202H189V198H188V200H187ZM246 202V201H245ZM261 203H262V201H260ZM151 203V204H152ZM155 204H153L152 206H147L148 208H152V209H154V207L156 206V202H154ZM171 203V204H170ZM194 203V204H193ZM224 203H226V201L224 202ZM223 203V204H224ZM135 204V203H134ZM139 204V203H138ZM209 204L211 205V202H209ZM213 204V203H212ZM227 204H228V202H227ZM247 203H245V205H246ZM260 203L258 202L256 205L257 206H259L261 209H262V207H264V206H262V205H264L263 203H262V207L259 205ZM67 205V204H66ZM110 205V204H109ZM185 205H187V206H185ZM195 205V206H194ZM206 205H207V203H206ZM214 205V204H213ZM244 205V206H245ZM248 205H250V204H248ZM256 205H254V206H256ZM60 206V205H59ZM73 206V205H72ZM78 206H79V204H78ZM84 206V205H83ZM89 206V205H88ZM87 206V207H88ZM106 206V205H105ZM113 206V205H112ZM202 206V207H201ZM209 206V205H208ZM226 206V205H225ZM228 206V205H227ZM230 206V205H229ZM232 206H233V204H232ZM41 207V206H40ZM39 207V208H40ZM85 207V206H84ZM84 207H83V209H84ZM95 207V206H94ZM100 207V206H99ZM99 207L98 206H96V211L99 209ZM110 207V206H109ZM119 207V206H118ZM137 207V206H136ZM177 207V206H176ZM186 207H188L189 209H186ZM207 207V206H206ZM210 207H215V206H210ZM231 207V206H230ZM234 207H235V205H234ZM233 207V208H234ZM236 207H239V206H236ZM246 208H244V207H242V208H244V209H247V208H250L251 209V207L252 206H249V207H247V206H245ZM42 208H43V206H42ZM54 208V207H53ZM79 208V207H78ZM77 208V209H78ZM82 208V207H81ZM127 208H130V207H127ZM175 208V209H174ZM178 208V207H177ZM213 208H212V210H213ZM225 208V207H224ZM232 208V207H231ZM232 208V209H233ZM254 208V207H253ZM258 208V207H257ZM49 209V208H48ZM51 209V208H50ZM60 209V208H59ZM66 209V208H65ZM69 209V208H68ZM72 209V208H71ZM71 209H70V212H71ZM82 209V212H84V210L86 209H84L83 210ZM89 209H91V208H89ZM100 209H101V207H100ZM98 210V211H101V210ZM110 211H112L110 208H108ZM140 209V208H139ZM146 209V208H145ZM155 209H154V211H155ZM172 209H174V210H172ZM208 209V208H207ZM206 209V210H207ZM215 209V208H214ZM237 209V208H236ZM239 209V208H238ZM54 210V209H53ZM74 211L76 210V209H73ZM93 210V209H92ZM105 210H107V208L105 209ZM130 210H131V208H130ZM138 210V209H137ZM172 210V211H171ZM177 210V211H176ZM181 210H182V208H181ZM185 210V211H184ZM191 211H193L194 209H190ZM196 210V211H197ZM206 210H203V211H201V213H203L204 211H206ZM225 210V209H224ZM230 210V209H229ZM248 210V209H247ZM60 211V210H59ZM59 211H58V213H59ZM63 210H61L60 212H62ZM66 211H67V209H66ZM69 211V210H68ZM68 211L67 212H65V214L66 213H68ZM78 210H76V212H77ZM114 211V210H113ZM116 211V210H115ZM114 211V212H115ZM129 211V210H128ZM128 211H126V212H128ZM148 211H152L153 212V210H150V209H148ZM147 211V212H148ZM164 211V212H163ZM166 211H168L167 209H166ZM173 212L174 214H172L171 212ZM195 211V212H196ZM207 211H211L210 209L209 210H207ZM234 211V210H233ZM244 211V210H243ZM251 211H252V209H251ZM256 211V210H255ZM46 212V211H45ZM86 213L88 212L87 211V209H86V211H85ZM84 212V213H85ZM108 213V215L110 214H112V215H114L115 213L117 214L118 212H115V213ZM121 212V211H120ZM175 212H178L179 214H181L182 216H184V217H182V216H180V215H178V213H175ZM198 212V211H197ZM228 212V211H227ZM38 213L40 214V212L38 211ZM72 213V212H71ZM75 213V212H74ZM91 214H96V212L94 211V212H90ZM128 213H130V211L128 212ZM128 213H127V215H128ZM131 213H133V212H131ZM135 213H136V211H135ZM163 213L164 214H167L166 216H164V218H163ZM170 213V214H169ZM188 213H189V215H188ZM192 213H194V212H192ZM231 213V212H230ZM243 213V212H242ZM245 213V212H244ZM64 214V215H65ZM69 214V213H68ZM78 214H80V213H76V216L78 215ZM88 215H89V213H87ZM86 214V216H88ZM90 214V215H91ZM101 214H104V212L102 211V213ZM153 214L154 213H152V216H153ZM157 214H155L156 216H157ZM208 214V213H207ZM221 214V213H220ZM236 214V213H235ZM26 215V214H25ZM89 215V216H90ZM100 215V214H99ZM105 215H107V212H106V214ZM109 215V216H110ZM111 215V216H112ZM118 215V214H117ZM121 215V214H120ZM119 215V216H120ZM137 215V214H136ZM136 215H135V217H134V219L135 218H138V217H136ZM144 215V214H143ZM154 215V216H155ZM161 215H162V217H161ZM170 215V216H169ZM174 215V216H173ZM175 215L176 216H178V217H176L175 218ZM188 215V216H187ZM195 215V214H194ZM238 215H240V214H238ZM245 215V214H244ZM257 216H258V218L260 217V215H259V213L258 214H256ZM39 217L40 216H43L42 214L41 215H38ZM50 216V215H49ZM48 216V217H49ZM54 216H56V214L54 215ZM66 216H67V218H66ZM74 216V215H73ZM80 216V215H79ZM79 216H77V217H79ZM83 216V218H85V215L83 214L82 215ZM96 216H98V214H96ZM101 216V215H100ZM109 216H107V217H109ZM115 216V215H114ZM172 216V217H171ZM186 216V217H185ZM190 216V217H189ZM209 216V215H208ZM231 216H232V214H231ZM257 216H255L254 215V219H255V217H257ZM70 216L69 215H65L64 216V218H66L67 219V221H69V219L70 218H73L72 217V214H71V217L69 218ZM77 217H74V219H72L71 221H75V218H77ZM92 217V216H91ZM95 217V216H94ZM187 217H189L190 219H188ZM210 217H211V215H210ZM218 217V216H217ZM248 217H249V215H248ZM45 218H47V217H45ZM56 218V217H55ZM54 217H53V220L55 219ZM69 218V219H68ZM87 218H89V217H87ZM120 217H118V219H119ZM130 218V217H129ZM131 218H133V215H131ZM130 218V219H131ZM145 218V217H144ZM153 218H155V217H153ZM163 219V221H162V219ZM175 218V219H174ZM182 218L184 219V220H186V223H185V221H183L182 220ZM186 218V219H185ZM225 218H226V216H225ZM228 218V217H227ZM236 218V217H235ZM239 218V217H238ZM246 218H247V216H246ZM250 218V217H249ZM248 218V219H249ZM60 219V218H59ZM78 220L80 219V217L79 218H77ZM97 219V221H98V219L100 220V218H96ZM111 219V218H110ZM112 219L114 220V222H116L115 221V219L113 218V216H112ZM111 219V220H112ZM121 219H122V216H121ZM120 219V220H121ZM133 219V220H134ZM139 219H141V218H138L137 220H139ZM159 219V218H158ZM157 219V220H158ZM180 219V218H179ZM232 219H234V218H232ZM253 219V218H252ZM49 220L50 221H53V220H51V217L49 218ZM61 220V219H60ZM62 220H64V219H62ZM83 220V221H82ZM86 220V219H85ZM107 220V219H106ZM105 220V221H106ZM123 220V219H122ZM136 220V221H137ZM145 220V219H144ZM166 220L164 221L165 223L164 224H166V226H167V223H166ZM176 221L177 222V224H176V222H174V221ZM195 220V221H194ZM213 220V219H212ZM237 220V219H236ZM236 220H235V222H236ZM243 220V219H242ZM250 220V219H249ZM256 220V219H255ZM79 221H82V222H84V219H80ZM79 221H78V223H79ZM87 221V220H86ZM85 221V222H86ZM95 221V220H94ZM103 221V220H102ZM104 221V222H105ZM109 221V220H108ZM107 221V222H108ZM118 221V220H117ZM132 221V220H131ZM148 222H150L151 221V219H150V221L149 220H147ZM172 221V222H171ZM180 221V220H179ZM220 221H223V219H221ZM246 221V220H245ZM251 221V220H250ZM249 221V222H250ZM42 222H43V220H42ZM47 222V221H46ZM90 222H92V218H91V220H89V224H91ZM124 221H122V223H123ZM133 222V221H132ZM140 222V221H139ZM151 222H153V225H155V223H156V221L154 222V221H151ZM194 222H196L195 224H194ZM215 222V221H214ZM225 222H227L226 220H225ZM248 222V223H249ZM255 222V221H254ZM17 223V222H16ZM58 223V222H57ZM68 223H70V222H68ZM68 223H66V225L68 224ZM77 223V224H78ZM120 223V222H119ZM122 223H120V224H122ZM137 223V222H136ZM159 223V222H158ZM185 223V224H184ZM189 223H190V221H189ZM212 223V222H211ZM216 223V222H215ZM222 223V222H221ZM53 225H54V223H52ZM62 224H64L63 223V221H62ZM76 224V223H75ZM74 224V225H75ZM87 224V226L89 225L88 223H86ZM92 224H93V222H92ZM94 224H96V225H98L99 223L98 222H95ZM93 224V225H94ZM101 224H102V222H101ZM100 224V225H101ZM103 224H105V223H103ZM115 223H113V225H114ZM133 224V223H132ZM142 224V223H141ZM148 224V223H147ZM161 224V223H160ZM170 224V225H171ZM198 224V223H197ZM218 224H220V223H218ZM223 224V223H222ZM221 224V225H222ZM237 224V223H236ZM251 224V223H250ZM21 225V224H20ZM71 225V224H70ZM96 225H95V227H96ZM106 226H108L107 224H105ZM104 225V226H105ZM118 225V227H120V225L119 224H117ZM137 225H140V224H137ZM136 225V226H137ZM157 225V224H156ZM162 225V224H161ZM173 224L169 227L168 226V228H172V227H175ZM181 225V223L178 225V226H176L177 228H179V226ZM217 225V224H216ZM244 225V224H243ZM58 226H59V224H58ZM64 225H62V227H63ZM68 226H69V224H68ZM68 226H66L67 228H68ZM80 226V225H79ZM125 226V225H124ZM127 226V225H126ZM135 226V227H136ZM148 226V225H147ZM164 226V230L163 231H165V225H163ZM162 226V227H163ZM195 226H197V225H195ZM207 226H210V224H207ZM215 226V225H214ZM223 226V225H222ZM231 226V225H230ZM253 226H255V225H253ZM22 227V226H21ZM76 227V226H75ZM81 227V226H80ZM85 227H86V225H85ZM91 227V226H90ZM100 227V226H99ZM112 227V226H111ZM116 227V226H115ZM129 227V226H128ZM216 227V226H215ZM224 228H223V230L225 229L226 230V228H225V226H223ZM235 228H236V226H234ZM240 227H242V226H240ZM58 228V227H57ZM60 229H62L61 228V225H60V227H59ZM65 228V227H64ZM70 228H72V229H75V228H73V227H71L70 226ZM89 228V227H88ZM92 228V227H91ZM97 228V227H96ZM109 227H107V229H108ZM114 228V227H113ZM139 228H142V227H140L139 226ZM144 228H145V230H146V227L144 226ZM149 228V227H148ZM148 228H147V230H148ZM152 228H154V227H152ZM158 228H160V227H158ZM177 228H174V230H171V229H169V231L171 232V231H173L172 233H174V234H177L176 233V231H179V230H176ZM185 228V229H184ZM191 228V229H190ZM209 228H211V226L209 227ZM220 228H221V226H220ZM246 228V227H245ZM248 228V227H247ZM256 228V227H255ZM21 229V228H20ZM51 229H53V228H51ZM56 229V228H55ZM59 229V230H60ZM78 230H79V228H77ZM81 229H83V228H81ZM80 229V230H81ZM87 229V228H86ZM85 229V230H86ZM94 230H95V228H93ZM98 229V228H97ZM102 229V228H101ZM105 229V228H104ZM103 229V230H104ZM106 229V230H107ZM161 230H162V228H160ZM196 229V230H195ZM208 229V227H206V232H205V229L203 230L206 234H207V230ZM233 229V228H232ZM242 229V228H241ZM59 230H57V231H59ZM68 230H71V229H68ZM84 230V231H85ZM92 229H90V231H91ZM99 230V229H98ZM111 230V228L108 230V231H110ZM115 229H113L112 231H114ZM117 230V229H116ZM114 231L113 233L115 234V232H117V231ZM127 230H129V229H127ZM126 230V231H127ZM150 230V229H149ZM148 230V231H149ZM154 230V229H153ZM176 230V231H175ZM186 230V231H185ZM190 230V231H189ZM213 230H214V227H213ZM217 230H219L218 229V225H217ZM76 231V230H75ZM83 231V230H82ZM81 231V232H82ZM84 231H83V233H84ZM87 231V230H86ZM93 231V230H92ZM101 231V230H100ZM112 231H110V232H112ZM124 231V230H123ZM122 231V232H123ZM130 231V230H129ZM128 231V232H129ZM147 231V232H148ZM162 231V232H163ZM175 231V232H174ZM181 231V232H182ZM200 231V230H199ZM199 231H197V232H199ZM210 231H212V230H210ZM234 231H236V230H234ZM246 231V230H245ZM264 231V230H263ZM67 231L65 230V234H69V233H71V232H73V231H69V233H66ZM78 232V231H77ZM77 232H75V233H77ZM89 232V231H88ZM158 232V231H157ZM157 232L155 233V236L157 237ZM181 232L179 233V234H181ZM185 232V233H184ZM189 232V233H188ZM200 232H202V231H200ZM209 232V231H208ZM220 232H222V231H220ZM238 232H240V231H238ZM25 233H26V231H25ZM95 233H96V231H95ZM125 233V232H124ZM123 233V234H124ZM127 233V232H126ZM142 233H144V232H142ZM149 234H150V232H148ZM160 233V232H159ZM172 233H170L171 234V237L173 236V234ZM193 233V234H192ZM212 233V232H211ZM210 233V234H211ZM214 233H215V231H214ZM219 233V232H218ZM217 232L215 233V234H218ZM228 233H229V231H228ZM263 233V232H262ZM97 234H98V232H97ZM108 234H109V232H108ZM110 234H112V233H110ZM116 234H118V233H116ZM130 234V233H129ZM157 234V235H156ZM169 234V235H170ZM198 234H200V233H198ZM202 234H203V232H202ZM206 234H203L204 235V237H203V235H201L202 236V239L203 238H205V240H206V238H208V237H210V239H214V238H212L211 236H208V235H206ZM230 234V233H229ZM234 234V233H233ZM238 234V233H237ZM240 234V233H239ZM242 234H243V232H242ZM247 234V233H246ZM70 235V234H69ZM100 235V234H99ZM121 235V234H120ZM127 235V234H126ZM182 235H180V236H182ZM191 235H193V237H191ZM197 235V234H196ZM205 235L206 236H208V237H205ZM221 235V233L219 234V236ZM244 235V234H243ZM57 236V235H56ZM118 235H116V237H117ZM133 237H134V235H132ZM131 236V237H132ZM161 236H163V235H161ZM198 236V235H197ZM226 236V235H225ZM248 236H249V234H248ZM258 236V235H257ZM28 237V236H27ZM69 238H71V236H68ZM96 237H98V236H96ZM112 237H113V235H112ZM111 236H110V239L112 238ZM120 237V236H119ZM143 237H144V235H143ZM147 237V236H146ZM164 237V236H163ZM170 237V236H169ZM169 237H168V239H169ZM176 237H178V236H176ZM213 237H214V235H213ZM220 237H222V236H220ZM219 237V238H220ZM235 237V236H234ZM245 237H247V235L245 236ZM244 237V238H245ZM99 238V237H98ZM141 238V237H140ZM158 238H159V236H158ZM175 238V237H174ZM182 238L183 239H180V238H178V239H180V241H181V243L182 244H184L183 242H182V240H186L185 239V237H183L182 236ZM218 238V237H217ZM63 239V238H62ZM68 239V238H67ZM72 239V238H71ZM70 239V240H71ZM88 239V238H87ZM113 239V238H112ZM116 239V238H115ZM136 239V238H135ZM155 239H157V238H155ZM171 239V238H170ZM195 239V238H194ZM198 239V238H197ZM232 239V238H231ZM230 239V241H232ZM238 239L239 240H241L239 237H238ZM29 240V239H28ZM69 240V241H70ZM160 241H162L161 239H159ZM158 240V242H160ZM176 240H177V238H176ZM198 240H200L201 241V239H200V237H199V239ZM204 240V241H205ZM215 240H217V239H215ZM219 240V239H218ZM72 241V240H71ZM172 241V240H171ZM189 241H191V240H189ZM200 241L199 242H197L198 244L200 243ZM211 241V240H210ZM210 241H208V242H210ZM220 241V240H219ZM225 241H226V239H225ZM224 241V238H223V242H225ZM237 241V239L235 240V242ZM111 242H112V240H111ZM116 242V241H115ZM145 242V241H144ZM157 242V241H156ZM192 242V241H191ZM195 242V241H194ZM202 242V241H201ZM206 242L207 241H205L204 243H205V245H207L206 244ZM207 242V243H208ZM214 242V241H213ZM227 242V241H226ZM225 242V243H226ZM234 242V243H235ZM27 243V242H26ZM101 243V242H100ZM120 243V242H119ZM150 243V242H149ZM168 243H169V241H168ZM171 243V242H170ZM172 243H173V241H172ZM180 243V244H181ZM203 243V242H202ZM217 243H219V242H217ZM216 243V244H217ZM228 243L229 242H227V245H228ZM159 244V243H158ZM160 244H161V242H160ZM181 244V245H182ZM214 244V243H213ZM229 244H231V243H229ZM36 245H37V243H36ZM85 245V244H84ZM115 245V244H114ZM191 245V244H190ZM212 245V244H211ZM111 246V245H110ZM113 246V245H112ZM148 246V245H147ZM158 246V245H157ZM175 246V245H174ZM192 246V245H191ZM57 247V246H56ZM55 247V248H56ZM87 247V246H86ZM101 247V246H100ZM104 247V246H103ZM190 247V246H189ZM193 247H194V245H193ZM208 247H209V243H208ZM207 247V248H208ZM217 247V246H216ZM38 248V247H37ZM95 248H96V246L94 247V250H95ZM111 248V247H110ZM182 248V247H181ZM187 248V247H186ZM191 248V247H190ZM202 248V247H201ZM212 248V247H211ZM219 248H221V247H219ZM27 249V248H26ZM74 249H76V248H74ZM98 250H99V248H97ZM126 249H127V247H126ZM198 249H200V248H198ZM215 249V248H214ZM97 250V251H98ZM106 250H108V249H106ZM105 250V251H106ZM110 250V249H109ZM182 250V249H181ZM191 250V249H190ZM205 250H207V249H205ZM32 251V250H31ZM152 251V250H151ZM162 251H164V250H162ZM217 251H218V249H217ZM121 252V251H120ZM193 252V251H192ZM207 252H209V250L207 251ZM211 252V251H210ZM65 253V252H64ZM99 253H101V251L99 252ZM98 252H97V254H99ZM182 253V252H181ZM199 253H200V251H199ZM164 254V253H163ZM202 254V253H201ZM73 255V254H72ZM92 255V254H91ZM207 255H209L208 253H207ZM211 255V254H210ZM247 254H245V256H246ZM102 256V254L100 255V257ZM218 256V255H217ZM248 256V255H247ZM168 257V256H167ZM177 257V256H176ZM181 257H183V256H181ZM203 257V256H202ZM250 257V256H249ZM99 258V257H98ZM128 258V257H127ZM169 258V257H168ZM178 258V257H177ZM237 258H239V257H237ZM6 260V259H5ZM131 260V259H130ZM167 260V259H166ZM179 260V259H178ZM178 260H177V262H178ZM204 260V259H203ZM239 260V259H238ZM8 261H10V260H8ZM43 261V260H42ZM74 261V260H73ZM196 261V260H195ZM213 261V260H212ZM4 262V261H3ZM181 262V261H180ZM179 262V263H180ZM243 262V261H242ZM241 262V263H242ZM128 263V262H127ZM205 263V262H204ZM248 263V262H247ZM247 263H244V264H247ZM8 264V263H7ZM169 264V263H168ZM196 264V263H195ZM225 264V263H224ZM227 264V263H226ZM230 264V263H229ZM236 264V263H235Z\"/></svg>", "mask_w": 264, "mask_h": 264}, {"label": "crops", "instance_id": "3", "mask_svg": "<svg viewBox=\"0 0 264 264\" xmlns=\"http://www.w3.org/2000/svg\"><path fill=\"white\" fill-rule=\"evenodd\" d=\"M8 24H9V19H7L4 23H2L3 28H7ZM3 28L1 30H3ZM5 33H7V32L6 31H3V32L0 31V36H2V34H5Z\"/></svg>", "mask_w": 264, "mask_h": 264}]
</instances>
